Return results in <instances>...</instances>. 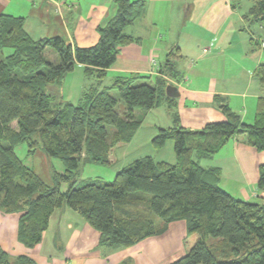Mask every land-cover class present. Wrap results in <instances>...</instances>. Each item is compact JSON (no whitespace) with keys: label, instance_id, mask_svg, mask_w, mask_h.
Listing matches in <instances>:
<instances>
[{"label":"trees","instance_id":"obj_1","mask_svg":"<svg viewBox=\"0 0 264 264\" xmlns=\"http://www.w3.org/2000/svg\"><path fill=\"white\" fill-rule=\"evenodd\" d=\"M251 1L246 16L264 26V0ZM113 2L117 12L98 26L99 41L92 46L60 36L35 40L25 29L24 17L0 15V210L19 214L18 239L29 248L42 241L51 215L67 204L100 233L102 246L133 247L183 220L189 233L201 237L170 264H264V202L234 197L219 186V172L199 162L242 134L252 148L264 151V96L258 99L252 124L221 102L223 121L197 131L179 125L160 128L152 144L158 149L173 140L177 164L145 157L118 171L112 181L93 179L77 186L81 166L110 165L112 149L133 139L142 123L136 110L146 112L164 98L173 100L166 94V80L137 83L149 77L136 73L118 76L103 89L90 88L77 104L56 103L48 92L49 85L61 84L77 64L83 65L86 76L102 82L120 47L136 41L125 28L144 14L146 0ZM48 48L59 55L58 62L46 55ZM6 49L10 52L4 54ZM256 75L264 86V63ZM21 144H27L28 155L41 148L64 163V173L53 175V186L17 154ZM257 188L264 192V163ZM209 236L221 245H208ZM0 264L38 263L27 255L11 260L0 245Z\"/></svg>","mask_w":264,"mask_h":264},{"label":"crops","instance_id":"obj_2","mask_svg":"<svg viewBox=\"0 0 264 264\" xmlns=\"http://www.w3.org/2000/svg\"><path fill=\"white\" fill-rule=\"evenodd\" d=\"M238 6V0H146L144 14L125 28L136 41L120 47L102 82L86 76L83 65L75 66L74 70L91 80L77 103L90 88L109 87L118 76L132 73L149 77L137 83L155 84L162 78L167 86L175 85L180 91L179 97L164 98L142 113L133 139L112 149L111 165L119 162L115 174L145 157L177 164L173 140L158 149L153 146L159 129L179 125L197 131L210 122L223 121L222 103L239 114L242 122H255L258 99L264 96V86L256 75L264 63V26L246 16L252 5L243 13ZM116 12L113 0H0V15L24 17L25 29L35 40L60 36L79 46L96 44L98 26H105ZM58 96H63L60 102L74 104L71 95L55 98ZM199 162L205 169H216L219 186L234 197L242 200L251 188L254 197H259L253 202H264V192L257 188L264 151L252 148L246 134L233 137L218 153ZM44 182L53 186L54 177ZM18 220L19 214L0 210V245L11 260L27 255L38 264H156L144 254L145 248L153 252L155 241L183 221L171 222L162 234L133 247H110L102 254L100 233L67 204L51 215L42 241L32 248L19 241ZM180 225L187 229L186 222Z\"/></svg>","mask_w":264,"mask_h":264},{"label":"rangeland","instance_id":"obj_3","mask_svg":"<svg viewBox=\"0 0 264 264\" xmlns=\"http://www.w3.org/2000/svg\"><path fill=\"white\" fill-rule=\"evenodd\" d=\"M238 3L239 10L242 13L248 11L249 7L252 5L251 0H238ZM8 52H10V50H4V54H7ZM2 55L3 54L0 53V58L2 57ZM46 55L55 62L59 61V55L51 48H48ZM144 80L148 81L147 79ZM104 81L105 85H107L108 82L106 80ZM90 83L91 80L85 78L84 74L76 69L66 75L62 82V85H49L47 90L52 95H55V97H57V95L64 94V99L68 98V96L71 95L73 97V103L76 104L81 95L83 87H87ZM151 84L154 83L151 82ZM112 94L119 98V93L117 90H113ZM62 97L58 96V98H55L56 103H59L63 99ZM123 108V103H120L119 109ZM142 113L144 112L141 110H136V115L138 118H141L140 116L142 115ZM13 126L16 127V123H13ZM108 130L111 135V133L114 131V128L110 126L108 127ZM16 152L27 165L34 167V169L41 175V177L45 181H50L51 179L53 180L55 171L59 173H64L65 171V165L61 160L56 158H49L41 148H38L32 155H28L29 153L27 144H21L16 148ZM118 165L119 162L112 165H83L76 173L78 179L77 186H81L85 184L87 180L93 179L112 181L116 175L115 167H117ZM64 188L66 187L64 186ZM248 194L249 195L242 198V200L248 202H253L256 200L259 201V197H254L255 195L253 194L251 188H249ZM237 198L240 199L239 197ZM176 224L177 225H174L170 232H168L164 236L159 237L161 238V240L159 239L158 241H155L153 252L149 250V247H146V250H144V254L149 258L153 257L156 261V264H170L174 262L180 257L186 255L195 245V243L200 239V233H189L186 228L184 230V226L182 227V225L180 224H185V221H181V223ZM206 242L210 246L221 245V242L217 238L211 236L208 237ZM108 250H111V248L108 246H102V254H105V252H107Z\"/></svg>","mask_w":264,"mask_h":264},{"label":"water","instance_id":"obj_4","mask_svg":"<svg viewBox=\"0 0 264 264\" xmlns=\"http://www.w3.org/2000/svg\"><path fill=\"white\" fill-rule=\"evenodd\" d=\"M166 94L168 97L177 98L180 96V91L177 86L169 84L166 87Z\"/></svg>","mask_w":264,"mask_h":264}]
</instances>
